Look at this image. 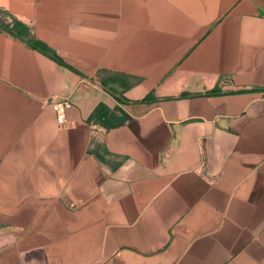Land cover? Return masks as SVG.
<instances>
[{"label": "crops", "instance_id": "crops-1", "mask_svg": "<svg viewBox=\"0 0 264 264\" xmlns=\"http://www.w3.org/2000/svg\"><path fill=\"white\" fill-rule=\"evenodd\" d=\"M0 11V264H264V0Z\"/></svg>", "mask_w": 264, "mask_h": 264}, {"label": "trees", "instance_id": "trees-1", "mask_svg": "<svg viewBox=\"0 0 264 264\" xmlns=\"http://www.w3.org/2000/svg\"><path fill=\"white\" fill-rule=\"evenodd\" d=\"M2 27L7 31L16 34L17 36H23V35L28 34V28L19 21H15L13 24H3ZM102 111L103 110L101 108L97 116H98L99 121L102 122V124L106 126L107 128H111V127L119 126L123 124L122 121L114 122L115 119L113 117H111L110 119H106L105 113Z\"/></svg>", "mask_w": 264, "mask_h": 264}, {"label": "built area", "instance_id": "built-area-1", "mask_svg": "<svg viewBox=\"0 0 264 264\" xmlns=\"http://www.w3.org/2000/svg\"><path fill=\"white\" fill-rule=\"evenodd\" d=\"M72 106V101L69 98L53 99L52 107L56 112L57 120L60 125L66 121L67 110Z\"/></svg>", "mask_w": 264, "mask_h": 264}, {"label": "rangeland", "instance_id": "rangeland-1", "mask_svg": "<svg viewBox=\"0 0 264 264\" xmlns=\"http://www.w3.org/2000/svg\"><path fill=\"white\" fill-rule=\"evenodd\" d=\"M0 15H1V11H0Z\"/></svg>", "mask_w": 264, "mask_h": 264}]
</instances>
